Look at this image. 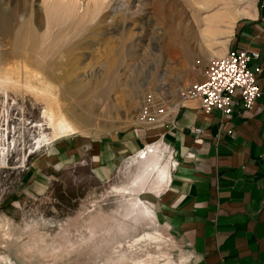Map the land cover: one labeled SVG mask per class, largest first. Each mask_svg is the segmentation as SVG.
<instances>
[{"label":"rangeland","instance_id":"374dc122","mask_svg":"<svg viewBox=\"0 0 264 264\" xmlns=\"http://www.w3.org/2000/svg\"><path fill=\"white\" fill-rule=\"evenodd\" d=\"M254 6L0 0V15L11 16L0 30V264L185 262L152 201L157 175L132 185L144 157L116 162L102 178L51 156L65 139L106 142L142 127L141 97L164 82L175 99ZM96 86L102 95L89 92Z\"/></svg>","mask_w":264,"mask_h":264},{"label":"crops","instance_id":"0c3cea01","mask_svg":"<svg viewBox=\"0 0 264 264\" xmlns=\"http://www.w3.org/2000/svg\"><path fill=\"white\" fill-rule=\"evenodd\" d=\"M229 41L227 48L259 52L252 64L262 65L261 94L250 108L236 101L224 117L184 100L172 124L138 127L106 142L65 139L51 156L52 165L84 162L103 178L129 158L155 164L161 146L167 175L152 201L182 264H264V0H255Z\"/></svg>","mask_w":264,"mask_h":264},{"label":"built area","instance_id":"2783aa9c","mask_svg":"<svg viewBox=\"0 0 264 264\" xmlns=\"http://www.w3.org/2000/svg\"><path fill=\"white\" fill-rule=\"evenodd\" d=\"M258 56L256 50L226 48L222 55L208 59L199 78L178 88L175 99L164 82L150 88L139 101L138 123L145 127L172 124L178 102L184 100L196 101L205 112L217 110L224 117H230L236 101L250 108L261 94L257 75L262 65L252 64Z\"/></svg>","mask_w":264,"mask_h":264},{"label":"bare ground","instance_id":"6f19581e","mask_svg":"<svg viewBox=\"0 0 264 264\" xmlns=\"http://www.w3.org/2000/svg\"><path fill=\"white\" fill-rule=\"evenodd\" d=\"M10 17H11L10 15H4V16L0 15V30L5 31L7 29V25H8V22L10 20ZM32 34H33L32 31H28V35H27L26 38H29V39L33 38ZM26 41H28V39H26ZM112 70H113L112 67H110L109 72L106 75L107 77L109 76L108 74H110L111 72L113 73ZM66 76H67V74H66ZM69 77L70 76H68V78ZM109 78H112V77H109ZM109 78H107V79L110 80ZM112 83H111V85H112ZM111 85H108V86L106 85V86L109 88V87H111ZM76 87H77V85H76ZM108 90H110V89H108ZM106 91H107V89H106ZM89 92L93 93V95L95 96V95H102L104 91L101 90L100 88L98 89V86H96V87L90 88ZM155 151H156V153L155 154L153 153V154H154V156L158 157L157 162L155 164H148V162H146L147 165H145V168H140L139 169V174L137 175L136 179L132 181L133 187L138 185V184H145L152 176L154 177L155 175H157V181H158L157 185L163 184V182H164V180L166 178V175H167V170L162 168V160H163V158L165 156V152L163 151V148L161 146H159V145L156 146ZM153 154H151V155H153ZM151 158H152V156H151ZM148 161H150V160H148ZM154 173H156V174H154ZM133 187H132V189H130L127 192H129V193L134 192ZM135 205H138V204L136 203Z\"/></svg>","mask_w":264,"mask_h":264}]
</instances>
